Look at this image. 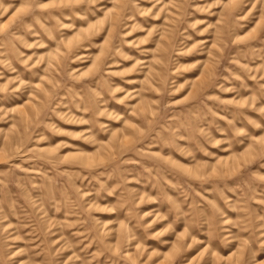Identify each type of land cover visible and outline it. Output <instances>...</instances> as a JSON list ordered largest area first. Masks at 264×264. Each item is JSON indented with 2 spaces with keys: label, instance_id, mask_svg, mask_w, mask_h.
<instances>
[{
  "label": "rangeland",
  "instance_id": "374dc122",
  "mask_svg": "<svg viewBox=\"0 0 264 264\" xmlns=\"http://www.w3.org/2000/svg\"><path fill=\"white\" fill-rule=\"evenodd\" d=\"M0 264H264V0H0Z\"/></svg>",
  "mask_w": 264,
  "mask_h": 264
}]
</instances>
